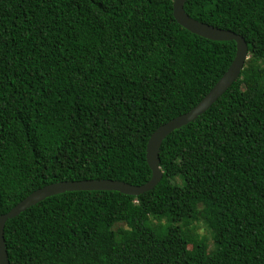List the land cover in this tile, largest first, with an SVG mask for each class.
Segmentation results:
<instances>
[{
  "label": "trees",
  "instance_id": "obj_1",
  "mask_svg": "<svg viewBox=\"0 0 264 264\" xmlns=\"http://www.w3.org/2000/svg\"><path fill=\"white\" fill-rule=\"evenodd\" d=\"M173 3L0 0V215L59 181L151 179V134L237 48L184 28ZM185 10L244 36L239 78L163 141L152 190L67 191L9 219L10 264H264V0Z\"/></svg>",
  "mask_w": 264,
  "mask_h": 264
},
{
  "label": "water",
  "instance_id": "obj_2",
  "mask_svg": "<svg viewBox=\"0 0 264 264\" xmlns=\"http://www.w3.org/2000/svg\"><path fill=\"white\" fill-rule=\"evenodd\" d=\"M186 1L174 0L173 14L177 22L192 33L207 39L216 41L234 40L237 47L236 55L227 71L195 107L161 125L151 134L147 143V161L152 170L151 179L141 185H134L117 179L67 180L51 183L36 189L10 211L0 215V264H10L4 235L6 222L9 219L19 216L22 212L48 197L67 191L99 190L118 191L128 195H140L155 188L163 178V170L160 166V148L163 141L173 131L189 124L208 111L239 78L246 60L249 57V47L244 36L193 18L185 10Z\"/></svg>",
  "mask_w": 264,
  "mask_h": 264
},
{
  "label": "rangeland",
  "instance_id": "obj_3",
  "mask_svg": "<svg viewBox=\"0 0 264 264\" xmlns=\"http://www.w3.org/2000/svg\"><path fill=\"white\" fill-rule=\"evenodd\" d=\"M200 232H202L203 234H206L207 236L210 237L209 232L206 228H200ZM212 244H213V241H212V239H210V248H212Z\"/></svg>",
  "mask_w": 264,
  "mask_h": 264
}]
</instances>
